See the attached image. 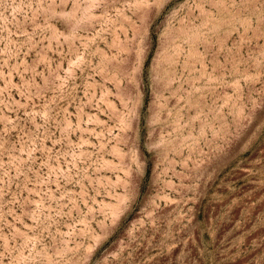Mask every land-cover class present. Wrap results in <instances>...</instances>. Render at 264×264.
<instances>
[{"label": "rangeland", "instance_id": "1", "mask_svg": "<svg viewBox=\"0 0 264 264\" xmlns=\"http://www.w3.org/2000/svg\"><path fill=\"white\" fill-rule=\"evenodd\" d=\"M0 264H264V0H0Z\"/></svg>", "mask_w": 264, "mask_h": 264}]
</instances>
